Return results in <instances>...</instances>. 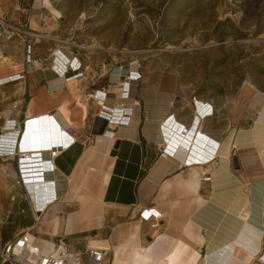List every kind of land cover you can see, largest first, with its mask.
Segmentation results:
<instances>
[{
	"label": "crops",
	"instance_id": "0c3cea01",
	"mask_svg": "<svg viewBox=\"0 0 264 264\" xmlns=\"http://www.w3.org/2000/svg\"><path fill=\"white\" fill-rule=\"evenodd\" d=\"M4 32L0 79L23 77L0 83V125H24L3 135L0 153L20 143L31 157L0 156V245L30 230L45 252L59 237L76 248L108 240L107 264L117 263V248L120 260L137 252L144 264H264V132L242 127L240 100L220 111L206 97L181 94L179 82L138 81L134 67L137 82L116 72L82 79L65 70L71 56L62 50L53 66L26 70L25 54ZM201 106L214 113L202 117ZM103 108L110 118L127 115L126 125L92 134ZM59 143L66 148L55 159L43 152ZM206 171L211 181L202 182ZM74 183L84 189L70 195ZM147 207L162 213L156 232L140 218Z\"/></svg>",
	"mask_w": 264,
	"mask_h": 264
},
{
	"label": "rangeland",
	"instance_id": "374dc122",
	"mask_svg": "<svg viewBox=\"0 0 264 264\" xmlns=\"http://www.w3.org/2000/svg\"><path fill=\"white\" fill-rule=\"evenodd\" d=\"M0 18L26 70L53 66L57 49L88 80L138 60V81L179 82L224 112L240 100L243 128L264 119V0H0Z\"/></svg>",
	"mask_w": 264,
	"mask_h": 264
},
{
	"label": "built area",
	"instance_id": "2783aa9c",
	"mask_svg": "<svg viewBox=\"0 0 264 264\" xmlns=\"http://www.w3.org/2000/svg\"><path fill=\"white\" fill-rule=\"evenodd\" d=\"M8 25L9 24L5 19L0 18V37L2 36L5 27ZM28 63H31L34 67L39 65L38 61L32 59L28 60ZM138 66V60L132 61L128 66L122 64H118L116 66H107L106 64H102L99 68V72L102 76L116 72L120 79L127 80L128 83H131L128 75L132 76V67H134L138 73L137 79L139 80L142 77ZM67 69L75 71L72 65H68ZM126 70H128V74H124ZM22 77L23 76L21 74H16L15 76L13 75L4 78L5 80L0 79V83H10L21 79ZM92 97L98 98V92H93ZM100 99L102 100V98ZM110 113L111 111L109 109L103 108L100 116L108 119L109 123L114 122L109 118ZM200 113L202 114V117H205L212 115L214 113V109L210 108L209 106H201ZM106 114L108 115L106 116ZM127 118V115H123L118 118L115 123L118 125H126L128 121ZM1 119H4L2 111H0V120ZM22 125H24V122L18 126V124L13 119H5L3 124L0 125V129L3 131L0 135V139L10 130L16 127H21ZM75 142L76 139L74 138L70 140L68 144H74ZM64 148H66V146H48L46 144V146L43 147V152H48L51 158L55 159L59 154H61ZM14 155H17L19 160H27L31 157L30 152L22 150L20 143L17 145L15 151L7 148L4 150V152L0 153V156L3 157H10ZM46 164L48 168L52 169L53 164L51 160L47 161ZM211 178V173L206 171L202 176V182H209L211 181ZM33 208L35 213H42L41 208H38L35 205ZM262 209V218L264 220V204ZM140 218L143 221L151 222L150 226L154 232H156L159 227V220L162 218V213L155 207L142 208L140 211ZM101 240L104 239L92 240L89 241L85 247L76 248L71 243H69L65 237H59L57 242L54 243L53 248L50 251L45 252L36 243V240L31 237V231L26 230L21 232L14 240L7 241L3 245H0V264H107L111 247L110 243L104 244Z\"/></svg>",
	"mask_w": 264,
	"mask_h": 264
},
{
	"label": "bare ground",
	"instance_id": "6f19581e",
	"mask_svg": "<svg viewBox=\"0 0 264 264\" xmlns=\"http://www.w3.org/2000/svg\"><path fill=\"white\" fill-rule=\"evenodd\" d=\"M48 4H51L49 1H46ZM59 13V12H58ZM38 37V36H37ZM94 47V46H93ZM85 48V47H84ZM89 48V47H88ZM92 48V47H91ZM95 48H101V47H99V45H96L95 46ZM56 52L57 53H59L60 52V50L59 49H57L56 50ZM62 58V57H61ZM61 60V59H60ZM62 63V62H61ZM63 64H67L66 66H65V70L67 69V66L69 65H72L73 67H74V69H75V71H77V70H79L80 71V68H81V65H82V63L80 62V60H79V58L78 57H76L75 59H73V58H71L70 60H66L65 58H64V62H63ZM15 76V75H14ZM133 76H135V82H137V74H132V76H130V75H128V78H130V80H131V82H133L132 80V77ZM3 80H5V79H3ZM112 113V112H111ZM110 113V114H111ZM104 114V113H103ZM109 114V113H108ZM108 114H106V116L108 115ZM110 116H112V114L110 115ZM110 116H109V118H110ZM114 117V116H113ZM264 117V116H263ZM110 119H112V121H116L117 119H114V118H110ZM53 121V120H52ZM264 121V120H263ZM53 122H55V121H53ZM52 122V123H53ZM58 124V123H57ZM63 131V130H62ZM253 131H254V133H256V132H264V125L263 124H261V121H257L256 122V126H255V128L253 129ZM107 132V131H106ZM64 143H65V141H64ZM55 146H66V144H63V143H59V144H55ZM75 185L72 187V189H71V194L70 195H74L73 193H75V192H77L79 189L81 190V189H84L83 188V186L81 185V184H78V183H74ZM42 192H44V191H42ZM46 194V193H45ZM72 198V197H71ZM37 201V200H36ZM46 206H47V203H46ZM248 209V208H247ZM250 210L248 209V210H244V216L246 217V216H249L250 215ZM99 216V215H98ZM85 218H88V213H84V214H82L81 215V219H85ZM247 218V217H246ZM90 219V218H89ZM135 226V225H134ZM31 237L34 239V240H39V237L35 234V233H31ZM102 241V243H104V244H108L109 242L107 241V240H101ZM105 242H108V243H105ZM111 247V246H110ZM120 249V248H119ZM118 248L116 249V255H115V258H116V261H117V263L116 264H120V263H122L123 262V264H125L124 262H128L129 264H144L143 262H144V260H142V259H140V258H137V255H138V253L136 252H134L135 253V256L133 257V259L131 260V261H127V260H125V261H123V260H120V259H122V257H121V254H120V250H119ZM145 249V248H144ZM122 250V249H121ZM249 255V254H248ZM142 256V255H141ZM264 257V256H263ZM263 257H262V259H263ZM126 259V258H125ZM172 261V260H171Z\"/></svg>",
	"mask_w": 264,
	"mask_h": 264
},
{
	"label": "water",
	"instance_id": "95a60500",
	"mask_svg": "<svg viewBox=\"0 0 264 264\" xmlns=\"http://www.w3.org/2000/svg\"><path fill=\"white\" fill-rule=\"evenodd\" d=\"M108 124H109L108 119H105L101 116L96 117L94 127L92 130V134H94V135L105 134ZM232 160H233V168L234 169H240L241 165H240V161H239L238 156L234 155ZM148 239H150V237Z\"/></svg>",
	"mask_w": 264,
	"mask_h": 264
}]
</instances>
